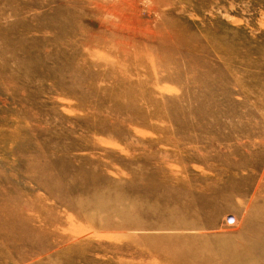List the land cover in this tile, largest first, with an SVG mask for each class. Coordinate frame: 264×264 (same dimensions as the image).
<instances>
[{"label":"rangeland","instance_id":"1","mask_svg":"<svg viewBox=\"0 0 264 264\" xmlns=\"http://www.w3.org/2000/svg\"><path fill=\"white\" fill-rule=\"evenodd\" d=\"M93 1L0 0V264H210L264 204V0Z\"/></svg>","mask_w":264,"mask_h":264},{"label":"bare ground","instance_id":"2","mask_svg":"<svg viewBox=\"0 0 264 264\" xmlns=\"http://www.w3.org/2000/svg\"><path fill=\"white\" fill-rule=\"evenodd\" d=\"M88 1L90 0H66V3L71 4V3L77 2L80 6H74L73 10L75 12H78L84 9V8H81V6L87 7L86 5H82V4L84 2L88 3ZM98 1L99 0H96V1H93L92 3H94V7H96V10H99V9L102 10L104 8L103 7L104 2L103 1L98 2ZM162 14H163V11H162ZM106 31H110V30H107V28L106 30H103L100 27H98L97 31L93 33V36L97 38L96 43L90 46L84 43L83 46H85V48L87 49L89 47L92 50L96 49L99 51V54H103L107 50L111 49L113 51V60L116 59L118 63L123 64L129 68L137 66L139 62L140 64L141 62L143 63V60L146 59L144 57L146 56L145 55L146 52L150 51V45L145 40H143L142 38H139L138 42H136L134 39H127L126 42H120L119 40L114 39V37L118 36L119 33L115 31H110V34H111V38H110L107 36ZM91 34L92 32L90 33V35ZM161 43L164 44V41H161ZM162 58L163 56L158 60V62H161ZM150 64L154 66V65H157V62L153 61ZM133 203L136 204L137 200H136V203L134 201ZM159 208L160 207H158V210H160ZM259 212L260 214H252L246 218V225H248L249 228L252 229L253 231L251 234L250 233L248 234L247 232H245L246 235H244V237L239 236L238 237L239 239L238 240L235 239L234 242L229 241L230 239L227 240L229 242H225V238H221L218 236L219 237L218 240L219 242H222V245L220 243L221 246L219 247L218 246L219 242L217 241L218 242L217 243L215 240V242L217 243L215 245H217L218 247L216 246V249H215L216 251L214 252V255L211 258L201 257V259L210 264H246L247 262H251L254 264H264V215H263L264 214V204H262L259 207ZM255 222H257L258 225H256ZM254 228L256 229L254 230ZM234 236L235 235H233V237ZM176 242H177V239H174L171 237L165 238V236L160 235V234H157V236L153 237V239H151L150 241L151 245L156 246L158 248H161L162 245H173V244H176ZM190 250H193V248ZM176 254L177 253H174V255ZM162 256H164V254H162ZM129 264H133V263L129 262ZM134 264H138V263H134ZM147 264H154V262H147Z\"/></svg>","mask_w":264,"mask_h":264}]
</instances>
